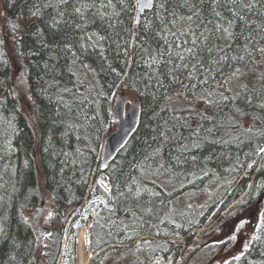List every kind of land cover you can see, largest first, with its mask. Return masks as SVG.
Masks as SVG:
<instances>
[{
	"label": "trees",
	"instance_id": "obj_1",
	"mask_svg": "<svg viewBox=\"0 0 264 264\" xmlns=\"http://www.w3.org/2000/svg\"><path fill=\"white\" fill-rule=\"evenodd\" d=\"M251 2L155 0L136 22L137 0H0L1 264H78L90 220V264H182L218 242L222 222L260 216L264 0ZM120 92L139 100L140 122L102 167ZM47 203L41 245L30 211ZM238 257L224 264H264V223Z\"/></svg>",
	"mask_w": 264,
	"mask_h": 264
},
{
	"label": "rangeland",
	"instance_id": "obj_2",
	"mask_svg": "<svg viewBox=\"0 0 264 264\" xmlns=\"http://www.w3.org/2000/svg\"><path fill=\"white\" fill-rule=\"evenodd\" d=\"M11 45H8V54L9 57H11L13 53V49L11 48ZM257 65H254V68L257 69ZM259 68V67H258ZM263 68V67H262ZM22 71L21 68L16 70V67L12 64V76L14 77V81H18L17 87L19 88L20 92H23V86L24 81L21 79L22 77ZM21 77V78H20ZM15 83V82H14ZM136 99L128 95V108L133 104V102ZM115 130V125L112 128V131ZM111 131V132H112ZM100 185L102 190L109 191L110 190V184L105 179H100ZM50 205V204H49ZM264 207V206H263ZM96 206H93L92 203H89L84 209L81 215H83V218H87L89 215V209L94 210ZM85 212L86 215L83 213ZM264 212V208L259 211ZM258 212H247L244 214H239L235 219H230V221H224L220 225V232L221 237L219 238L218 242L211 243L209 246L203 247L204 249L199 253V255H193V256H185L182 264H193L194 262H197L198 260H203L206 263L210 264H216V263H226L229 261L232 257H238L243 253V251L247 248L245 245H249L250 240L252 237L258 234V227L264 223V221L261 220L260 216H257ZM30 220H32V215L30 216ZM41 220L42 226L48 225L46 222ZM80 220V219H79ZM82 220V219H81ZM83 221V220H82ZM92 222L91 220L87 222V224L83 225L82 228H80L78 235L80 232H83L84 235V241H85V256L89 257L91 256V251L89 247V232L91 228ZM234 236L235 239H230V237ZM70 240V236H67L65 238V245ZM222 243V244H220ZM79 256V253H78ZM62 261V259H61Z\"/></svg>",
	"mask_w": 264,
	"mask_h": 264
},
{
	"label": "water",
	"instance_id": "obj_3",
	"mask_svg": "<svg viewBox=\"0 0 264 264\" xmlns=\"http://www.w3.org/2000/svg\"><path fill=\"white\" fill-rule=\"evenodd\" d=\"M154 2L155 0H138L136 17L137 22L146 11L153 7ZM126 107L127 94H118L115 99L112 112V120L116 124V129L104 140L101 155L103 167H106L109 162L117 155V153L125 146L139 125L141 115L140 102L138 100L134 101L128 110H126ZM44 210L49 212L50 208H38V212L35 214V216H39ZM45 231L47 232L48 230L45 229Z\"/></svg>",
	"mask_w": 264,
	"mask_h": 264
},
{
	"label": "snow or ice",
	"instance_id": "obj_4",
	"mask_svg": "<svg viewBox=\"0 0 264 264\" xmlns=\"http://www.w3.org/2000/svg\"><path fill=\"white\" fill-rule=\"evenodd\" d=\"M65 2V0H60V3H64ZM231 2L232 3H235L236 2V0H231ZM121 3H123V0H121ZM257 3H259V0H252V2L251 3H249V4H245V5H243V7L244 8H248L249 10H251L253 7H255L256 6V4ZM109 4H111V0H109ZM89 5H84V7H88ZM161 7H163V5H161ZM75 11L77 12V13H79V12H81V9L80 8H76L75 9ZM35 15H39V12H37V13H34ZM217 15H219V13H217ZM237 15H239L238 13H237ZM188 19L190 20L191 19V17H188ZM239 19L240 20H243L244 19V17L243 16H239ZM224 31H225V33H227V35H229V36H231L232 35V33L231 32H229V30L228 29H224ZM172 35L173 36H175L176 34L175 33H172ZM92 38L91 37H89V40H91ZM105 39V37H99V40L100 41H103ZM193 43L195 44V40L193 41ZM92 46H95V47H100V44L99 43H94ZM245 47H247V44L245 45ZM170 48H171V46H170ZM184 51L185 52H187V53H190L192 56H195L196 55V53L193 51V49L192 48H187V49H184ZM260 51L261 52H264V49H260ZM128 53H127V50H125V55H127ZM101 55H103V53H101ZM176 55H177V57L181 60V61H183L184 59H185V57H184V55H182L180 52H177L176 53ZM244 57L243 56H241V57H239V59H243ZM232 59H237V57H232ZM152 62H154V63H160V61H158V60H153ZM184 67V68H188L189 67V65L187 64V63H184L183 65H181V64H177L175 67L176 68H180V67ZM195 67H196V65H192V68L195 70ZM113 71H115V69H113ZM175 71V69H172V70H170L169 71V75H172L173 74V72ZM238 71V70H237ZM192 75V73L190 72L189 73V76H191ZM177 79V77L175 76V75H173V80H176ZM149 81L151 82V77H149ZM207 81H206V79L204 80V81H202V83H206ZM157 83H159V81H157ZM223 99H227V97H223ZM261 134H264V133H261ZM259 151L261 152V153H264V148H260L259 149ZM137 195L139 194V193H136ZM260 217H261V220L262 221H264V212H261L260 213ZM230 239H235V237L234 236H232V237H230ZM245 247H247V245H245ZM239 257H237V259H238Z\"/></svg>",
	"mask_w": 264,
	"mask_h": 264
},
{
	"label": "bare ground",
	"instance_id": "obj_5",
	"mask_svg": "<svg viewBox=\"0 0 264 264\" xmlns=\"http://www.w3.org/2000/svg\"><path fill=\"white\" fill-rule=\"evenodd\" d=\"M82 209H84V208H82ZM82 212H83V210H82ZM74 214H76V212ZM78 215H79V217L77 216L76 220L73 222L75 227H77L82 222V220L84 219L82 217V215H80V213ZM65 224H66V227H70L68 220L65 222ZM67 233H68V230L66 229L65 234H64L65 238L67 236H71L70 234H67ZM84 250H85L84 235H83V232H80V234L78 235V242H77V253H79V256H78L79 257V264H90V256L89 257L85 256Z\"/></svg>",
	"mask_w": 264,
	"mask_h": 264
}]
</instances>
